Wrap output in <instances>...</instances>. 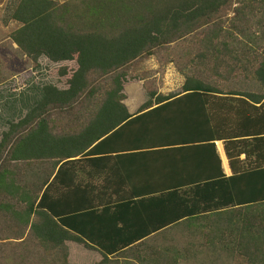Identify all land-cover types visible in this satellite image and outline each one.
Wrapping results in <instances>:
<instances>
[{
	"label": "trees",
	"instance_id": "16d2710c",
	"mask_svg": "<svg viewBox=\"0 0 264 264\" xmlns=\"http://www.w3.org/2000/svg\"><path fill=\"white\" fill-rule=\"evenodd\" d=\"M232 1L17 0L10 13V20L19 25L9 36L12 43L33 62L45 57L54 64L74 62L76 69L70 75L62 69L59 76L68 75L66 88L44 86L36 106L2 133L0 224L20 225L21 233L15 238L27 233L22 243L0 242V249L8 244L14 246L9 251L29 253L26 245L36 237L29 246L34 259L25 254L13 255L16 259L0 255V264H74L67 243L98 253L101 260L96 264H126L114 259L127 255L128 244H101L95 234H86L88 218L117 213L122 198L91 204L86 195L78 196L79 181L71 176L73 159L124 130L147 142L161 134L185 136L191 127L194 137L188 134L183 140L212 148L214 141L224 140L232 175L157 197L163 211L172 215L160 225L197 217L207 220L216 225L203 231L205 246H217L246 264H264V139L259 138L263 134L254 131L248 141L239 140L242 136L230 129L217 133L216 118L200 107L216 99L211 95L238 96L253 104L264 101V47L260 52L253 48L264 44V0H234L238 6L225 23L220 13ZM189 37L197 50L185 63L177 95L161 96L151 81L132 74L134 63ZM239 77L256 83L257 92H224L217 85ZM129 79L144 81L148 96L134 117L122 104ZM260 109L264 110V102ZM76 119L83 122L76 132L59 124ZM27 172H31L29 179ZM74 198L79 199L73 203ZM155 231L140 230L134 241ZM170 250L134 259L137 264H178Z\"/></svg>",
	"mask_w": 264,
	"mask_h": 264
},
{
	"label": "crops",
	"instance_id": "0c3cea01",
	"mask_svg": "<svg viewBox=\"0 0 264 264\" xmlns=\"http://www.w3.org/2000/svg\"><path fill=\"white\" fill-rule=\"evenodd\" d=\"M143 83L144 81L138 79L123 87L125 99L122 104L130 117L138 115L141 107L148 100ZM243 83H237L241 88L240 91L252 94L257 92L256 83L247 82V85ZM158 94L167 97L177 95L178 92L158 90ZM4 95L0 94V104L6 100ZM211 96L216 99L211 98L208 103H201L200 107L205 106V111L207 109V113L216 118L214 124L217 133L231 130L232 134L239 133V136H242L239 140L249 141L253 137L252 132L258 130L263 134L259 138L264 139V110L260 109L264 101L253 104L238 96ZM238 100H244L247 103L238 102ZM30 110L20 112L16 103H9L5 108H0V141L2 133L8 131L9 124L17 123ZM21 115L23 117L16 120ZM73 115L79 114L74 111ZM225 118L230 119L229 124L225 122ZM76 121L69 124L68 121L61 120L59 124L76 132L83 124L82 121L77 119ZM193 130L191 127L185 136L179 137L161 134L159 138L147 142L137 141V137L131 136L129 130H124L121 134L116 133L109 141L95 143L82 156L73 159L71 176L72 179L77 178L79 181L76 190L78 196L86 195L87 201L91 204H106L113 202L114 198H122V201H119L121 207L117 213L115 210L113 212L107 210L108 212L102 214V219L90 216L86 222V234L87 232L90 236L95 234L97 236L95 240L101 244L126 243L129 245L125 250L127 255L115 258L114 261L137 264L134 258L144 259L148 254L153 255L157 250L164 248L171 249L169 252L172 258L178 260V264H181L184 259L194 264H214L213 258L208 260L206 256H202L209 252L212 255H217L219 252L220 256L225 255L224 257L228 258V255L217 246L208 248L204 245L203 231L216 225L215 223L197 217L183 219L174 224L160 225L168 221L172 215L163 211L156 200L157 197L173 190L182 193L193 186H202L206 182L216 180L219 176L232 175L224 151V140L220 138L214 141V148L210 145H202L203 143L196 140H183L188 139V134L194 137ZM244 158L242 154L240 160ZM27 173L29 179L31 172ZM78 199L74 198L72 202L75 203ZM3 226L0 224V234H4L8 239L0 240L1 243L18 245L23 242L27 231H24L20 238L14 237L21 233L20 225ZM145 228L158 231L150 233L141 241H134L137 232L144 231ZM35 237L30 238L26 245L28 251L30 250L28 256L33 253L29 246ZM180 242H182L181 246L178 245ZM66 245L73 252V260H71L69 251L70 261L77 259L74 264H96L101 260L98 253L84 250L76 243ZM9 258L16 259L12 255H9ZM221 258L217 261H221ZM31 259L34 258L31 256Z\"/></svg>",
	"mask_w": 264,
	"mask_h": 264
},
{
	"label": "rangeland",
	"instance_id": "374dc122",
	"mask_svg": "<svg viewBox=\"0 0 264 264\" xmlns=\"http://www.w3.org/2000/svg\"><path fill=\"white\" fill-rule=\"evenodd\" d=\"M68 0H59L63 3ZM17 0H0V94L6 95V100L1 102L0 108H5L9 103H16L17 108L21 111H26L34 108L42 97L41 89L44 86H54L59 89L66 88V81L68 75L76 69L74 62L63 63H51L45 57H40L37 62H33L31 59L24 56L19 49L12 43L10 34L16 30L19 25L10 20V13ZM238 6L236 1H232L229 5L223 9L220 13V19L225 23H228L232 18L233 10ZM226 33V32H225ZM252 35L257 36L259 32H250ZM240 38V37H239ZM242 41H244L242 39ZM193 39L191 37L171 44L166 51H162L157 56H152L148 60H142L134 63L133 72L134 75H141L148 81H151L153 86L163 92L176 93L180 91L182 82L184 81L183 69H185V63L192 59L196 46L191 44ZM245 42V41H244ZM249 47H253L252 44ZM259 46V47H257ZM253 47L258 52L264 47L263 43ZM258 48V49H257ZM187 66L186 68H188ZM66 68L68 70L67 77H60L59 72ZM132 80H128L129 84ZM206 82H212V80L205 78ZM238 82H244L247 85V81L239 77V80L228 82H217V85L224 92L228 90H241ZM4 95V96H5ZM12 95V97H9ZM12 98V99H11ZM27 112V111H26ZM23 114V113H22ZM23 117V115L16 118V120ZM0 239L7 238L4 234H0ZM5 237V238H3ZM182 242L178 245L181 246ZM2 244L0 249L1 256H9L15 254L28 255L27 251H9L11 245ZM68 249V246H67ZM8 250V251H7ZM208 252L206 249H204ZM203 250V251H204ZM70 249H68V252ZM1 252H7L8 254H1ZM71 260H73V252L70 251ZM208 260L213 258L214 264H246L243 259L223 255L220 256L219 252L216 254L207 253ZM79 258V256H77ZM222 257V258H221ZM221 258V261H217ZM50 260V259H49ZM77 262V259L76 261ZM79 264V263H78ZM181 264H194L189 260H182Z\"/></svg>",
	"mask_w": 264,
	"mask_h": 264
}]
</instances>
